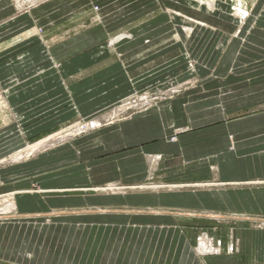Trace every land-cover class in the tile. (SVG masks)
<instances>
[{"label":"rangeland","instance_id":"374dc122","mask_svg":"<svg viewBox=\"0 0 264 264\" xmlns=\"http://www.w3.org/2000/svg\"><path fill=\"white\" fill-rule=\"evenodd\" d=\"M32 1L21 2L18 9L13 0L0 3L6 2L5 5L11 8L10 21L14 23L30 18V14L46 6L49 11L44 13L46 19L41 24L49 25L47 21L50 20L56 24L61 16L65 22L61 21L63 23L56 26L65 31V42H77L80 39L73 40L72 37L83 35L87 30H95L97 35L107 33V37L96 40L97 44L93 45L96 47L89 50V53L97 52L96 64L77 73L75 78L66 80L67 84L73 80L78 82L79 77L83 80L124 68L131 75V92L90 118H73L48 133L30 136L15 146L0 150V234H8L4 240L6 245L0 250V264H72L73 259L74 264H135L136 257L119 256L128 245L124 243L123 247L121 243L143 232L141 227L149 226L155 228L149 235L162 242L168 237L160 231L166 228L182 231V240L186 238V247L197 258L227 254L246 258L252 249L258 255L259 247L264 244L263 211L160 210L137 206L131 199L134 195L194 192L200 190L199 187L216 190L215 187L221 186L219 162L215 157L205 158L193 163V166H187L181 160L176 166L173 155L159 154L148 147L155 143L175 142L177 134L182 133L179 129L174 130L176 132L169 129L164 139L151 143L149 140L146 142L147 138L138 142L135 136H129L126 142L118 139L104 144L113 148L103 151L96 149L94 137L89 139L93 141L90 152H81V143L76 145L74 142L92 135L99 136L100 132L135 118L144 119L159 113L164 117L163 111L167 114L174 107L178 109L176 117H170L168 121L181 123L189 114L202 109L215 111V103L211 102L215 99L224 100L225 121L264 113V0H244L249 7L239 17L231 15V5L239 6L242 0H218L213 15L199 8L194 9L185 0H64L57 6L55 0H45L35 6ZM6 6L3 8L6 9ZM173 12L196 22H204L207 26L194 29L187 36L181 26L172 21ZM3 14L6 12L0 15ZM8 23L0 24V28ZM206 31L205 40H209L206 56L202 58L208 59V64L198 56L199 49L191 55L198 44L204 43H200V39ZM30 32L33 34L29 36L30 40L36 34L41 36L40 28L34 27V31ZM121 34L131 35L129 41L121 42H127L123 46L131 52L138 51L136 55L123 59L118 48L120 43L117 47L110 46L112 38L115 40ZM29 39L17 41L23 43ZM57 40L45 39L49 46L56 44ZM41 44L48 55V48L42 39ZM147 44L150 47H146ZM231 47L235 51L233 49L234 52L230 53ZM136 56L138 60L134 61ZM142 61L144 64L134 65ZM223 62L226 63L225 69L221 67ZM198 67L202 68V72L198 71ZM238 90L252 91V95L233 99L237 97ZM2 97L4 93L0 92V128H5L9 121L6 118L7 102ZM205 99L210 102L198 106ZM186 128L182 127L181 131ZM139 150L145 152L141 157ZM55 151L60 154L50 157L49 154ZM87 153H90L89 157H84ZM136 155L140 158L136 159ZM122 157H127L133 166L127 167L126 162L123 164L121 160L125 159ZM100 161L105 162L100 167L89 166ZM143 161L144 167L141 166ZM104 167L108 174L102 175L99 170ZM130 168L134 169L131 171ZM70 169L75 170L72 173ZM244 187L264 190V176L253 177L250 183L241 184L240 188ZM86 189L87 192L84 191ZM68 196H75L78 200L62 203L51 199ZM157 213H163L161 220H141ZM112 226L120 228L114 231L113 235L119 238L118 245L114 246H111L110 240ZM175 236L171 235L173 240L165 246L159 240L162 259L143 258L146 259L144 264H172L165 261L169 250L177 243L178 246L184 243ZM136 242L128 245L135 256L139 248L146 247L133 245ZM24 251H32L34 256L28 257Z\"/></svg>","mask_w":264,"mask_h":264},{"label":"crops","instance_id":"0c3cea01","mask_svg":"<svg viewBox=\"0 0 264 264\" xmlns=\"http://www.w3.org/2000/svg\"><path fill=\"white\" fill-rule=\"evenodd\" d=\"M55 1L54 4L57 6L64 0ZM5 4L7 3H0V14L6 12V14L0 15L1 25L8 23L11 19L10 14L12 10ZM4 6H6V9L3 8ZM47 11H49V9L45 6L35 13L30 14V18L16 20V23L10 21L6 26L0 28V92L4 93L2 99L4 98L7 102L6 118L9 121L5 124V128H0V150L15 146L14 144L30 136L48 133L73 118H90L96 113L107 109L114 102L119 101L123 96L131 92V75L123 67V70L115 73L110 70L104 75L99 73L87 79H80L81 81L79 77L78 82L77 80H73V78H75L74 75L96 64L97 52L89 53V50L96 47L93 46L97 44L96 40L98 41L99 39L107 37V33L103 32L97 35L98 33L95 30H87L83 35L72 37L73 40L80 39L77 42H65V31L57 27L59 23L62 24L65 22L61 16H59V18H61L60 22L56 21L58 22L56 24L53 20L47 21V23H50L49 25L41 24L45 22L46 18L43 15ZM2 18L6 19L2 20ZM61 21L63 22L61 23ZM34 27L41 29V36L39 37L36 34V36L32 38L34 40L31 41L32 39L30 40L29 36L33 34H31L30 30L34 31ZM207 33L206 31L200 39V43L202 41H204V43L198 44L196 49L191 53V55H193L199 49L198 56H200L204 63L207 61L206 64H208V59H203L202 57L206 56V44L209 40V38L205 40ZM48 38H56V40L57 38H61L62 40H57L56 44H51L49 46L45 41V39ZM23 39H29L30 41L23 43L17 41H22ZM41 39L48 48V50H46L49 53L48 55L47 52L42 50L44 46L41 44ZM69 39L70 38H67L66 40ZM69 42H71V45L68 46ZM122 43L123 42L120 44ZM126 43L127 42L122 45L119 44L118 46L120 49L119 52L122 53L121 57L124 56L123 59L133 54L136 55L138 52H131L127 46H123L126 45ZM128 43L130 44L132 42ZM149 44H147L146 47H150L148 46ZM232 44L233 43L230 45ZM233 49L235 51V48L231 47L229 52L231 53ZM132 50L134 49L132 48ZM137 57L138 56L133 60H138L136 59ZM146 61L149 60L147 59ZM86 62L88 63L86 64ZM139 63L144 64V61L135 63L134 65L138 66ZM222 66L224 68L226 63L223 62L221 67ZM197 69L202 72V68L200 69L198 67ZM71 77H73V82L67 84L66 80L71 79ZM6 90L7 93L5 94ZM251 95L252 91L245 92L244 90H238L237 97L232 98L238 99L239 97H250ZM209 102L210 100L205 99L199 102L198 106H205ZM211 102L215 103V111L202 109L195 114H189L186 119L187 125L185 120L181 121V123L176 122L177 120L168 121L170 117H176L178 109L174 107V110L172 111L171 109L170 112L167 111V114H165L164 110V117L159 113L144 119L135 118L134 120L124 122L116 127L108 128L104 132H100V139L97 134V136H88L84 139L85 141L80 140L74 143H76V145L77 143H81V152H90L92 150L91 146L93 141H89V139L94 137V141L97 142L96 149H98V151H103L113 148V146L104 144L118 139L126 142V138L135 136L138 142L147 138L146 142L149 140V143H151V141L156 142L164 139L167 130L171 129L173 132L179 129L182 133H176L178 136L175 142L171 144L167 142L160 144L155 143L148 147L157 150L155 152L159 154L166 155L170 153L173 155L172 160L174 159L176 166L180 165L178 162H181V160L183 163L187 164V166H193V163L200 162L205 158L215 157L219 162L218 179L220 181L219 185L221 186L215 187L216 190H205L203 187H199L198 189L200 190L194 192L172 191L159 194L134 195L131 199L136 202L137 206L155 207L160 210L162 208H171L173 210L212 209L213 211L240 209L245 211L255 210L257 212H264V202H261V199L264 198V190L247 187L240 188L241 184L250 183L253 177L264 176V113L250 115L237 120L225 121L224 115L226 112L222 109L224 100L215 99ZM189 111L191 112V109H189ZM210 119H218V121L209 122ZM166 126L168 129H166ZM182 127L187 128L181 131ZM86 144L88 145L83 147V145ZM139 151L142 152L139 154L140 157L145 154L144 150ZM59 154V151H55L49 155H51L50 157H56ZM89 154L90 153L85 154L84 157H89ZM140 157L137 156L136 159ZM122 158L125 159V161H121L123 164L126 162L127 167L133 166L129 164L130 160H128L127 157ZM132 159L135 158L132 157ZM104 163L105 162L100 161L90 164L89 166L99 165L100 167V165L102 166ZM141 166L144 167V161ZM11 169H13V173H16L14 168ZM130 169L132 171L134 168ZM248 169H250V175H248ZM70 170L73 173L75 169ZM99 171L104 175L107 169L104 167ZM62 173H64V171ZM61 175L63 177L65 176L63 174ZM139 176L142 175L140 174ZM84 191L87 192L88 189ZM58 193L60 194L62 192ZM51 199L60 200L62 203L78 200L75 196H68L63 199L53 197ZM161 214L163 213L153 214V217H143L141 220L156 222L163 218ZM110 228L112 229L110 237L112 241L111 246L118 245L119 238L116 234H113L115 233L114 231L120 228L118 229L114 226ZM141 228L143 232L138 233L129 241L126 239L128 242L123 239L124 242L121 244L124 247V243L130 245L132 242L137 241L136 244L133 245L142 248L146 246L145 249L139 248L135 256L130 248L128 249L127 245L126 250L124 252L120 251L121 255L119 256H122V258L136 257L133 261L135 264H144L146 259L143 258L162 259L159 245L160 239H154L149 235L155 228L150 226ZM74 229L77 230V228ZM161 232L168 237L163 242L160 240V243L164 246L173 240L171 235L174 237V234L176 235L175 238L179 237L180 241H184V243L181 242L180 246H178L179 244L177 243L175 248L173 247V249L169 250L166 257L168 259H165V261L172 264H264V244L259 247L258 255L255 254L252 249L246 258H240L239 255L231 256L228 254L226 256L218 255L212 258H197L190 252V249L186 247V238L182 240V231L177 228L170 230L166 228L165 231H160V233ZM7 236L4 232L3 236L0 234V250L6 245L4 240ZM147 239L148 242L146 241ZM14 251L17 252V250ZM111 252L113 251L111 250ZM24 253L28 257L34 256V252L32 251H24ZM253 255L257 256L254 257ZM24 259L29 261L34 260V258ZM139 259L142 260L140 261ZM8 260L14 259L8 258ZM158 262L161 261L158 260ZM72 264H74V259Z\"/></svg>","mask_w":264,"mask_h":264},{"label":"bare ground","instance_id":"6f19581e","mask_svg":"<svg viewBox=\"0 0 264 264\" xmlns=\"http://www.w3.org/2000/svg\"><path fill=\"white\" fill-rule=\"evenodd\" d=\"M0 1H4V0H0ZM13 1L15 2V5L18 9V8H21L20 7L21 2H24V1L28 2L29 0H21V2L20 1L18 2V0H13ZM43 1H45V0H33L32 2H34L33 5L35 6L39 2H43ZM185 1H187L190 5H193L194 9L199 8L200 11H206L207 13H209L211 15H213L215 13V11L217 10L218 0H185ZM248 7H249V4L247 2H245L244 0H242L241 5H239V6L238 5H231L232 11H233V12H231V15L233 14L234 17H239L241 14L244 15L247 12ZM171 16H172L171 19L174 22V24L180 25L182 30L186 32L187 36L189 34H191L194 29H199V28H203V27L207 26V24H205L204 22L203 23L202 22H196L192 19H189L185 15L180 14L179 12H173V13H171ZM178 17L181 18V20L178 19ZM203 17H204V15H203ZM239 28H240V25H239ZM129 39H131V35H124V34L118 35L115 40L112 38V42H111L110 46H116L117 44L121 43L122 40H129ZM15 159H18V158L16 157Z\"/></svg>","mask_w":264,"mask_h":264}]
</instances>
